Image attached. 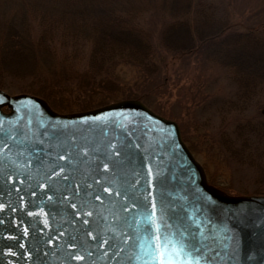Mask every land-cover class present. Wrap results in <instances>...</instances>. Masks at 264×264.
Returning <instances> with one entry per match:
<instances>
[{
	"label": "water",
	"instance_id": "1",
	"mask_svg": "<svg viewBox=\"0 0 264 264\" xmlns=\"http://www.w3.org/2000/svg\"><path fill=\"white\" fill-rule=\"evenodd\" d=\"M153 198L197 247L177 264H264V196L208 184L174 121L135 99L57 113L0 90V264H159L136 219Z\"/></svg>",
	"mask_w": 264,
	"mask_h": 264
},
{
	"label": "trees",
	"instance_id": "2",
	"mask_svg": "<svg viewBox=\"0 0 264 264\" xmlns=\"http://www.w3.org/2000/svg\"><path fill=\"white\" fill-rule=\"evenodd\" d=\"M204 2L0 0V75L7 72L11 76L27 77L37 85L30 88L32 91L28 89L21 92L41 98L63 91L64 87L77 92V96L88 97L118 85L111 77L95 78L93 75L83 81L79 74L71 73V70L69 74L63 73L67 66L58 60L68 61L69 53L61 51V58H54L47 37L53 40L56 36L69 35L82 41H91L89 57L92 69L106 58V61H112L110 66L127 64L139 71L145 69L151 72L152 65L164 68L174 58L198 56L203 62L230 72L236 90L232 101L226 105L225 118L233 116L235 121L238 114L245 111L246 103L241 102V99H252V103H256L255 97L264 89V34L258 30L263 25L249 28L235 18L234 11H208ZM140 9H143V13L155 16L152 25H148L152 28H145L135 21L133 14ZM36 26L40 28V42L32 39ZM239 26L243 27L240 29ZM154 56L156 60H151ZM64 79L73 83H65ZM116 98L102 101L90 109L129 99ZM66 110L61 111H73ZM257 114L252 121L236 122L233 139L237 147L231 144L232 141L221 139L224 140L222 144L226 152L233 158L241 154L252 156V165L263 180L264 164L256 161L264 151V148L260 149L264 146V113L259 110ZM253 144H257V147ZM254 195L262 196L264 193Z\"/></svg>",
	"mask_w": 264,
	"mask_h": 264
},
{
	"label": "rangeland",
	"instance_id": "3",
	"mask_svg": "<svg viewBox=\"0 0 264 264\" xmlns=\"http://www.w3.org/2000/svg\"><path fill=\"white\" fill-rule=\"evenodd\" d=\"M206 10L218 9L232 10L238 21L244 26L252 28L262 24L258 30L264 34V0H204ZM228 4L230 6H228ZM135 21L145 28H152L155 16L143 13V9L133 14ZM243 26H239L241 29ZM32 37L35 42H40V28L34 30ZM80 38V37H79ZM48 44L56 59L61 58V51L68 52V61L65 63L67 70L63 73H77L80 79L87 81L94 75L95 78H112L118 85L109 90H102L90 94L88 97L77 96V92L64 87L63 91L53 95L39 96L23 93L22 90L32 91L30 88L37 85L27 77L0 75V90L8 95L28 94L45 101L57 113L61 110L82 111L96 106L102 101L117 97L139 100L147 109L158 116L174 121L180 130L182 141L185 143L195 160L205 171V176L210 185L232 196H254L264 193V179L259 178V171L252 165V156L241 154L233 158L229 155L222 142L233 139V128L238 121H252L258 111L264 113V89L252 99H241L246 103L245 111L238 114L234 121L233 116L227 115L226 106L233 98L236 86L231 79L230 72L213 64L203 62L198 56L185 59L174 58L170 65L156 68L151 66V72L140 70L127 64L110 66L106 58L92 69L89 51L91 41L75 39V36L48 38ZM172 59V58H171ZM151 60H156L155 56ZM108 62V63H107ZM146 71V72H145ZM149 72V73H148ZM65 83L68 82L64 79ZM247 97V96H246ZM243 98V97H242ZM252 98V97H251ZM234 100V99H233ZM253 101V102H254ZM51 103V105L49 104ZM93 109V108H92ZM222 109V110H221ZM222 111V112H221ZM231 122V123H230ZM222 140V141H221ZM257 147V144H253ZM252 146V141H251ZM264 146L260 147V149ZM256 163L264 164V151ZM264 196V195H262Z\"/></svg>",
	"mask_w": 264,
	"mask_h": 264
},
{
	"label": "snow or ice",
	"instance_id": "4",
	"mask_svg": "<svg viewBox=\"0 0 264 264\" xmlns=\"http://www.w3.org/2000/svg\"><path fill=\"white\" fill-rule=\"evenodd\" d=\"M59 159L63 160L64 157L61 156ZM105 171L108 170V164L104 165ZM63 169H61V172ZM54 175H60L59 172H53ZM149 175H151V170L149 169L148 172ZM67 179V177H64ZM96 183L99 184V181ZM151 186V185H150ZM135 187V186H133ZM104 192L111 193V188H104ZM118 195V194H117ZM153 194L149 192L147 194V197H145V201H147L148 197H151ZM97 200H100L101 197L97 195L95 197ZM137 205L134 203L133 207H136ZM2 207V205H0ZM73 207H76L73 205ZM125 211L127 209H124ZM32 213H30L31 215ZM42 214V213H41ZM93 213L88 212L85 213L87 216H91ZM77 215H80L78 212ZM138 227L140 228V231L142 232V236L140 237L142 240V243L146 244L147 247L144 248V255L148 257H153L155 254H158L160 256L159 264H177V260L175 258L177 257H188L193 252H197V247L194 243H192L190 240L186 239L183 232H181L178 228H175L172 225H165L163 223L164 221V213L163 210H157V205L155 203V199L153 198L152 204H151V212L149 213L146 207L141 208V214H138L136 217ZM85 224H88L89 221L85 219L83 221ZM91 235V234H89ZM104 243H107L105 241ZM155 245V248L153 247ZM101 247L104 246V244L100 245ZM163 249V250H161ZM172 258H169V257ZM139 258V257H138ZM75 259L80 260L83 259L81 256H76ZM200 259L202 257H195V264H200Z\"/></svg>",
	"mask_w": 264,
	"mask_h": 264
}]
</instances>
